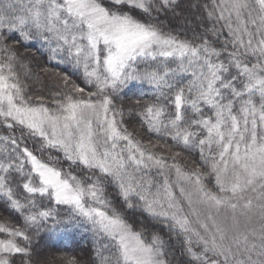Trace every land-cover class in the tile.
Instances as JSON below:
<instances>
[{
  "label": "snow or ice",
  "instance_id": "6c2138e0",
  "mask_svg": "<svg viewBox=\"0 0 264 264\" xmlns=\"http://www.w3.org/2000/svg\"><path fill=\"white\" fill-rule=\"evenodd\" d=\"M174 4L0 0V122L26 128L42 150L62 154L45 161L16 138H0V197L23 219L22 228L0 223L6 237L0 264L30 256L27 229L81 223L106 238L95 250L97 264H169L163 238L134 230L106 198V184L117 187L127 208L139 207L182 235L195 264H264V0H212L209 32L225 34L219 48L207 37L181 40L152 22ZM13 36L42 42L51 58L82 71L95 91L79 95L85 89L73 84L55 100V111L26 99L14 70ZM144 86L154 89L140 113L148 130L197 149L217 191L203 185L199 170L184 172L175 163L179 152L169 164L122 127L114 99ZM14 176L23 181V196ZM56 206L69 207L66 220Z\"/></svg>",
  "mask_w": 264,
  "mask_h": 264
},
{
  "label": "trees",
  "instance_id": "16d2710c",
  "mask_svg": "<svg viewBox=\"0 0 264 264\" xmlns=\"http://www.w3.org/2000/svg\"><path fill=\"white\" fill-rule=\"evenodd\" d=\"M192 1L175 0L172 8L155 16L152 22L164 33L175 35L181 40L198 43L201 37H207L217 48L221 47L225 34L221 33L217 37L209 32L213 21L208 19L209 9L207 6L211 4L212 0H196V13L190 11L189 6ZM182 15L186 16L187 22H182V20L184 21ZM216 27L219 28L220 25L217 24ZM18 41L19 37L13 36L9 40V44L16 53L14 70L24 87L26 99H30L36 104L42 103L50 110L55 111V100L62 99L63 94L69 93L73 84L85 89V93L79 95L95 91L94 87L86 83L82 71L67 63H58L56 59L51 58L48 48L42 42ZM65 76L69 78L67 86L64 84ZM153 94L154 89L144 86L131 91L125 90V93H121L118 98L114 99L116 107L124 113L122 127L144 149L163 156L169 164L173 163L172 157L179 152L180 155L175 158V163L184 172L190 173L199 170L203 174V185L213 192L217 191L215 175L210 172L209 166L201 160L197 149L186 150L177 145L170 137L150 132L144 124L140 113L146 103L153 102ZM0 134L16 138L21 147H28L42 160L46 161L50 156H62L55 149L45 148L42 150L40 139L32 137L28 130L22 126L16 125L13 128H8L3 122H0ZM59 166L71 170L66 161H62ZM13 179L17 194L23 196V190L18 186L23 181L19 176H14ZM161 179L163 178L161 177ZM105 196L121 212V215L132 225L134 230H142L145 234L155 233L163 238L166 243L169 264H195L186 253L182 235L170 232L166 223L152 219L139 207L127 208L115 185L106 184ZM37 203L41 207L48 206L47 201H41L39 197H37ZM56 208L59 219L66 220L70 215L68 206H56ZM0 223L23 227L22 217L12 210L6 199L2 197H0ZM48 224L51 225L52 221H49ZM27 231L31 237L30 256L25 257L17 254L13 257V264H66L72 258L76 260V264H97L95 250L101 243L106 242V238L103 236L95 235L91 230V225L84 223L78 227L68 226L66 228L61 224L54 230L44 227L39 230L27 229ZM0 237L6 238L3 234H0ZM196 250L199 251V249Z\"/></svg>",
  "mask_w": 264,
  "mask_h": 264
},
{
  "label": "rangeland",
  "instance_id": "374dc122",
  "mask_svg": "<svg viewBox=\"0 0 264 264\" xmlns=\"http://www.w3.org/2000/svg\"><path fill=\"white\" fill-rule=\"evenodd\" d=\"M197 1L196 0H193L190 4V11L196 13V10H197ZM182 19H184V21L182 20V22H187V19H186V16L185 15H182ZM5 136H2V134H0V138H3ZM4 146L3 145V141L0 140V147ZM151 175L155 178L156 182L159 183L162 181L161 177L157 174V170L156 169H152V172H151ZM176 179V176H175V173H171L170 176H169V181L172 182V181H175ZM186 187H188L190 189V186L189 185H185ZM175 191H177L178 193V189H174ZM0 239H4L3 237H0Z\"/></svg>",
  "mask_w": 264,
  "mask_h": 264
}]
</instances>
